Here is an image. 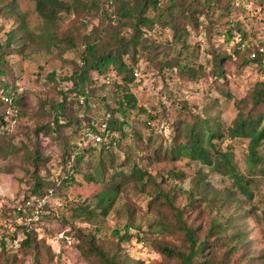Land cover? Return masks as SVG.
<instances>
[{
  "label": "trees",
  "instance_id": "1",
  "mask_svg": "<svg viewBox=\"0 0 264 264\" xmlns=\"http://www.w3.org/2000/svg\"><path fill=\"white\" fill-rule=\"evenodd\" d=\"M34 1L39 17L44 22L43 32L40 35L29 29L26 14L17 9V0H5L0 4V15L15 20L14 26L5 33V40L0 39L1 155L6 156V151L10 148L15 152L18 150L12 140L16 135L17 127L11 129L10 126L13 120L17 122L20 118V107L25 99L6 80L9 74L13 73L10 58L14 55L26 56L57 49L62 58H66L64 55L71 53L69 51L76 52L77 58L83 63L80 64L78 59L71 61L73 72L66 77L71 84L66 86L65 91L59 90L60 99L53 102L49 109L54 111L53 120L40 124L35 130L36 133L44 132L61 140L63 168L66 175L58 181V179L37 176L34 170L32 174L35 177H33L35 184L26 199L43 196L49 191L55 192L61 184L62 186L76 184L75 176L79 173L98 187L94 194L96 198L94 207L77 206L80 215L88 222H98L99 216H108L125 189L133 188L151 197L149 206L162 218L160 226L164 231L182 235V242L187 250L177 249L166 242L154 244L164 257L175 261V264L211 263L209 259L211 255L208 251L210 246L229 247L226 253L230 256L238 251L243 241V231L237 229L236 219H233L232 215L228 216L225 212L217 210L218 218L212 221L208 237L200 238L198 228L184 218L187 208H180L175 203L178 192L182 191L181 187L175 186L169 191L163 189L149 170L139 163L140 156L136 152H140L139 148L143 146L148 151L146 157L148 161H177L187 158L208 165L214 171L230 175L241 188H244L242 177L235 170L232 153L226 151L219 143L226 139L246 140L250 165L264 164V155L260 153V148L264 145V80L256 81L242 98H235L226 79L223 63L225 60H231L239 63L241 67L253 66L264 74L261 60L251 58V52L258 45H264V39L252 38L239 21L229 20L231 25L220 31V34L226 43H230L231 51L213 49L214 62L210 70H206L201 64L197 68L183 64L181 50L186 49L192 55H197L199 52V48L191 46L188 41L191 34L188 26H192V30L199 28L200 8H208L209 5L219 3L220 8L226 9V14L232 16L235 8L223 3L224 0H174L167 5H163L162 0ZM152 12L154 15H151ZM65 14L74 15L85 26L93 23L95 19H98L99 23H93L78 43L70 34L61 35V22ZM156 24L171 32V43L163 46L148 35V31ZM105 25L111 26L112 29H108ZM125 27L132 29L129 36L123 33ZM207 27L210 32L211 28L208 25ZM103 30L106 37L101 34ZM243 42L248 43L246 48L242 47ZM143 63L146 64L145 67ZM137 66L142 67V76L152 72L155 78H161L162 81L165 80V74L172 70H176L183 80L194 82L204 80L220 92V97L227 100L234 99L237 115L231 123L226 124L220 115L212 116L210 107L200 108L187 100L170 101L164 98L160 101L163 114L172 112L173 107L178 115L171 125L161 121L170 127L168 134L151 129L153 135L143 143L141 132L133 127L130 134L123 133V138L117 147L98 148L90 145L82 149L78 142L82 140L86 128L84 121L89 122L94 118L95 107L90 105L91 100L99 103L104 111L111 113L109 126L115 129L122 130L127 124L128 114L138 109L140 98L134 87L142 84V80H138L133 74V69ZM108 75L121 78L125 82L124 87L114 82L111 89L112 97L101 89L111 85L103 80V77ZM47 77L56 81L55 72L48 73ZM76 94L85 96V105H80ZM6 97L11 98V101L6 102ZM11 107L17 109L15 114L10 113ZM161 113L158 114L160 118ZM68 128L71 130V135L65 136L64 132ZM28 139L32 140L30 137ZM21 147L28 150L24 140ZM86 157H90L93 161L88 166L89 173H85L82 167ZM28 158L37 170L50 161L49 157L44 156L36 147L30 151ZM206 189L204 176L199 175L193 187L188 190L191 206H195V197L201 201L206 200L204 194L207 193ZM245 192L252 197L248 188H245ZM71 205L73 209L77 204ZM168 208L171 214L166 213ZM125 210V213L131 216V220L126 223L124 234L118 229L114 230L115 237L121 241H116L114 245H105L96 234H83L78 230L76 236H80L82 240L78 247L81 253L93 259L95 264H141L122 249V242H128L137 236L131 233V229H141L133 220L134 209L131 204H126ZM15 211L22 214L23 208ZM262 221L264 223V213ZM18 226L24 229L26 234L21 241L22 249L32 251L36 257L44 250L51 255L50 247L46 246L44 239L38 238L34 228L24 224ZM209 237L212 239L210 240ZM6 246V241L0 243V264H17L16 256L7 255ZM9 258L14 259L10 261Z\"/></svg>",
  "mask_w": 264,
  "mask_h": 264
},
{
  "label": "rangeland",
  "instance_id": "2",
  "mask_svg": "<svg viewBox=\"0 0 264 264\" xmlns=\"http://www.w3.org/2000/svg\"><path fill=\"white\" fill-rule=\"evenodd\" d=\"M3 1L5 0H0V4ZM173 1L162 0L163 5ZM223 3L235 8L232 16H228L226 9L220 8V4L216 3L209 5L208 8H200L197 30H192V26H188L191 33L188 41L191 46L199 48V52L197 55H192L190 51L182 49L183 64L196 68L201 64L206 70H210L214 62L213 49L231 51L230 43L224 41L220 31L228 28L231 25L230 21L234 19L242 24L252 38L264 39V0H224ZM17 9L26 14L29 29L36 35H40L43 32L44 22L39 17L35 1L17 0ZM151 15L154 13L152 12ZM14 22V19L0 15L1 40H5V33L14 26ZM93 23H99L98 19H95ZM93 23L85 26L74 15L65 14L61 22V35L70 34L79 43L81 36L88 32V28H91ZM207 25L211 28L210 32ZM106 27L112 29L111 26ZM131 31V27L123 29L126 36H129ZM101 34L106 37L104 30ZM148 35L162 43L163 46L171 43V32L157 24L148 31ZM69 52L73 54H65L66 58L60 57L57 49L26 56L14 55L10 58L13 73H10L6 80L25 99L20 107V118L10 126L11 129L17 127L16 135L12 140L18 150L15 152L10 148L6 151V156L0 154V243L6 241L7 255L16 256L17 264H95L93 259L81 253L78 245L82 240L80 236H76L79 233L78 230L83 234H96L105 245H114L116 241H120L115 237L114 230L118 229L124 234L126 223L131 220V216L125 213L126 204H131L134 209L133 220L141 229H131V233L137 236L128 242L121 243L123 251L140 261L141 264H175V261L164 257L154 244L166 242L177 249L187 250L182 242V235L169 234L164 231L160 226L162 218L157 215L155 209L149 206L151 197L133 188L125 189L109 215L99 216L98 222L94 223L84 220L77 206L94 207L96 201L94 194L98 187L79 173L75 176L76 184L63 186L61 184L55 192L47 193L49 194V202L46 206L48 213L31 216L28 220H24L15 211V209L25 207V199L35 184V177L32 174L34 170L37 176L58 179V181L66 175L63 168L61 140L44 132L36 133L35 130L40 124L53 120L54 111L49 110L50 106L60 99L59 90L65 91L66 86L71 84L66 77L73 72L71 61L78 58L76 52ZM145 65L143 63L144 67ZM223 67L231 92L238 99L245 96L256 81L264 80V74L253 66L241 67L239 63L225 60ZM53 72L56 74V81L47 77L48 73ZM165 75V80L162 81L161 78H155L152 72H148L138 79L142 80V84L134 87L143 108L153 107L157 111L158 123L163 120L171 125L178 117L173 107L172 112L163 114L160 101L164 98L170 101L172 99L187 100L200 108L210 107L209 111L212 116L220 115L226 124L231 123L237 115L238 110L234 99L227 100L220 97V92L210 83L204 80L200 82L183 80L176 70L169 71ZM101 89L112 97V85L101 87ZM159 113L162 114L161 118L158 117ZM134 127L141 132L143 143H146L149 136L153 135L142 119L136 118ZM169 132L170 127L165 124L164 133ZM64 135H71V130L66 129ZM23 140L28 150L21 147ZM219 144L232 153L235 170L242 177L244 188H241L230 175L214 171L208 165L193 162L187 158L177 161H148L146 158L148 151L143 146L139 148L140 152L136 153L140 156L139 163L149 170L163 189L169 191L175 186L181 187L183 192H178L175 203L180 208H187L184 218L198 228L200 238L208 237L212 221L218 218L217 210L225 212L228 216L232 215L233 219H236L237 229L243 231V241L239 250L230 256L226 253L229 247L210 246L208 248L211 255L209 259L212 262L208 264H264V223L262 221L264 164L250 165L248 141L246 140L226 139ZM34 147L50 159L49 163L38 170L28 158ZM260 153L264 155V145L260 148ZM92 163L90 157L84 159L82 167L85 173L90 172L88 166ZM199 175L204 176L207 184V193H204L206 200L201 201L195 197V206H191L188 190L193 187ZM245 188L250 190L252 197L245 192ZM72 203L77 204L73 209H71ZM166 213L171 214L172 212L168 208ZM19 224L34 228L38 233V238L44 239L46 246L50 247L51 255L44 250L36 257L32 251L22 249L21 241L26 234L24 229L18 226ZM209 239L212 238L209 237ZM13 259L9 258L10 261Z\"/></svg>",
  "mask_w": 264,
  "mask_h": 264
},
{
  "label": "built area",
  "instance_id": "3",
  "mask_svg": "<svg viewBox=\"0 0 264 264\" xmlns=\"http://www.w3.org/2000/svg\"><path fill=\"white\" fill-rule=\"evenodd\" d=\"M247 46V42L242 43L243 48H246ZM251 58L260 59L262 62V66L264 67V45H258L257 48L251 52ZM79 63H83L81 59H79ZM133 74L137 79H140L142 76V67H134ZM103 80L111 84L112 86H114V82L120 85V87H124L125 85V82L121 78H116L113 75L103 77ZM76 96L79 100L80 105L86 104V99L84 95L76 94ZM5 100L6 102H10L11 98L6 97ZM90 105L95 107V112L93 114L94 118L89 122L84 121V125L86 126V128L84 130L82 140L78 142L79 146L82 149H86L90 145L96 146L98 148L117 147L119 141L123 138V133L130 134V132L132 131L136 118L142 119L146 127L154 129L158 133H164L165 125L164 123H158L157 111H155L153 107L145 106V108H143V105L139 103L138 109L128 114L126 118L127 124L121 130L111 128L109 126V119L111 118V113L104 111L100 107L99 103L91 100ZM9 111L10 113L15 114L17 112V109L15 107H11ZM15 122L16 121L13 120L11 124H15ZM49 192V194L52 193V191ZM49 194L26 199L23 213L20 214L21 216L19 217L24 220H28L31 216L48 213L49 211L46 209V206L49 202Z\"/></svg>",
  "mask_w": 264,
  "mask_h": 264
}]
</instances>
